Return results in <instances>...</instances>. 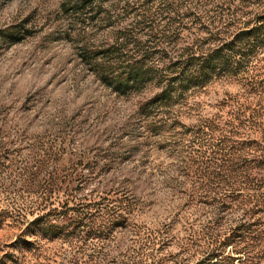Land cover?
Returning <instances> with one entry per match:
<instances>
[{
	"label": "trees",
	"instance_id": "16d2710c",
	"mask_svg": "<svg viewBox=\"0 0 264 264\" xmlns=\"http://www.w3.org/2000/svg\"><path fill=\"white\" fill-rule=\"evenodd\" d=\"M57 14L78 64L113 96L135 99L144 140L173 138L165 144L179 177L206 182V200L188 203L204 218L171 264H264V0H60ZM217 83L237 92L211 116L180 125ZM106 200L29 206L36 215L26 228L50 236L82 228L73 241L96 239L99 258L110 229L132 213L122 195ZM166 231L138 232L135 255L120 264H168L157 256Z\"/></svg>",
	"mask_w": 264,
	"mask_h": 264
},
{
	"label": "rangeland",
	"instance_id": "374dc122",
	"mask_svg": "<svg viewBox=\"0 0 264 264\" xmlns=\"http://www.w3.org/2000/svg\"><path fill=\"white\" fill-rule=\"evenodd\" d=\"M59 2L0 0V264L126 263L138 232L159 228L168 238L157 256L171 264L184 254L190 226L204 218L193 205L206 200V182L180 178L178 157L165 144L173 138L144 140L135 99L113 96L78 64L73 43L56 28ZM236 92L234 84L210 86L179 124L211 116ZM121 195L132 213L105 231L99 258L96 239L81 248L73 241L82 228L54 236L26 228L36 215L29 206L67 199L78 208Z\"/></svg>",
	"mask_w": 264,
	"mask_h": 264
}]
</instances>
